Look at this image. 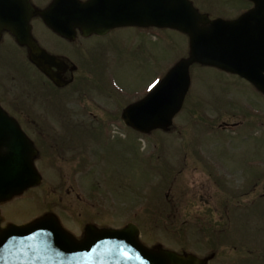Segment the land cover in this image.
Masks as SVG:
<instances>
[{
	"label": "flooded vegetation",
	"instance_id": "flooded-vegetation-1",
	"mask_svg": "<svg viewBox=\"0 0 264 264\" xmlns=\"http://www.w3.org/2000/svg\"><path fill=\"white\" fill-rule=\"evenodd\" d=\"M90 1L95 6L93 15L94 24H97L101 15L99 10L109 0H0V104L9 116L18 120L24 132L34 141L38 149L36 162L46 167L48 177H76V171L87 173L86 168L76 169V161H92L96 155L95 147L103 143L102 129H97L101 126L95 125L97 113L118 117L129 105L127 89L123 96L112 89L102 93V90H106V84L102 81L104 77L95 74H101L104 68L111 71L112 65L118 61L135 67L143 66L146 49H149L156 63V44L152 43L148 32L152 30L154 35L158 29L115 28L104 35H84L76 28L77 3ZM53 5L58 12L48 13L45 18L67 22L60 23L61 28L56 30L48 27L42 17L35 15L30 18V34L32 42L35 41L43 53L56 57L57 61L53 64L49 60L44 63L56 75V82L38 71L30 61L29 48L20 45L14 34L5 29L8 20L16 21L19 18L22 23L29 20L31 7L37 11H48ZM253 7L245 0H234L224 4L223 11H228L222 12L219 17L225 21H235ZM251 26L256 32L257 26H264V22H252ZM127 30L133 34L125 37L122 32ZM249 40V45L255 48L263 46L264 39L256 35ZM222 41L232 42L230 38H222ZM257 41L262 43L257 44ZM219 72L225 79L249 84L237 75ZM96 89L100 92L97 93ZM121 128L126 129L125 126ZM205 154L202 165L215 171L222 157L212 156L214 152L209 150ZM211 209L205 210V213L218 214L216 208Z\"/></svg>",
	"mask_w": 264,
	"mask_h": 264
},
{
	"label": "rangeland",
	"instance_id": "rangeland-1",
	"mask_svg": "<svg viewBox=\"0 0 264 264\" xmlns=\"http://www.w3.org/2000/svg\"><path fill=\"white\" fill-rule=\"evenodd\" d=\"M198 1L200 2V6H202L203 9L207 8V3H204L203 0ZM229 1L231 0H212L211 2H217L218 6H220L225 2V4H227ZM227 11L228 10H224L223 13H226ZM160 33L161 41L160 52L156 64L157 68L152 69V65L148 66L147 63H145L148 60V56L147 54H145L144 67L139 66L138 68H133L129 66V72L128 67H126L127 71L125 73V76L119 75L122 80L117 76L119 82L123 86H128L129 90L130 88L133 90H143L149 83H152L153 80L156 79V77L160 78L165 76L167 70L170 69L177 61L183 58V55L187 50V40L178 33H172L170 31ZM131 34H133L131 30L122 32V35H124L125 37H128ZM167 36H169L170 38H166ZM192 74L193 95H191V97L189 98V103H187L186 108L176 117L174 121L175 128L167 132V134H165L164 136L160 137L159 135L157 137L156 133H152L150 134V136H147L145 138L147 140H144L145 143L150 145L152 141L161 142V146L163 147L162 152L165 151V153L161 155V162H163L165 165L170 162V159H174L175 157L177 163L176 166L178 167L179 164H182L188 148L193 147L191 145H188L190 143H216V139L210 138L208 136L209 134L207 129L203 128L204 123L202 121H200V124L198 123L202 118L201 115H203V113L201 112V107L199 106L202 105L199 104L201 101L200 98L204 99L207 102L213 103V108H217L215 110L213 108L210 109V113H208L207 117L211 124H215V122L211 120H216L217 125L221 124L222 121L236 122L241 119L234 117V115H231V111H228L232 109L230 104L229 106L231 108H222L224 105H226L230 96L237 95L238 97L244 99V102L246 104H261L264 106V100L245 84L232 81L230 86L224 87L222 81H224L225 78L221 77L219 73L213 69L197 67L193 68ZM194 94L199 98L196 99V96ZM129 97L137 98L138 96L129 95ZM194 106L196 114L193 113ZM216 110H218L219 113L216 112ZM224 113H226L227 115H225ZM190 118L196 120L194 121V124ZM190 124L196 126L195 128L199 126L200 127L199 129H194L192 125L190 126ZM257 125L259 124L257 123ZM252 132L255 135V131L253 130ZM261 133H264V127H262L260 131L257 132V134ZM227 136L234 138V134H227ZM145 143H143V148H145ZM249 144L250 142L246 143L245 147L249 146ZM263 151L264 150H256V152H254L253 155L255 156V158L252 164L250 162L242 160V156L237 154V162L233 165L239 175H243L242 173H244L245 176H247L246 178L250 179V173L252 174L251 171L259 170L256 164L264 161V158L260 157V154L263 153ZM152 153L153 149L150 151L148 156H151ZM172 153L174 155H172ZM131 155L132 153L129 154V156ZM234 155H232L231 157L233 158ZM246 156L250 155L247 154ZM152 161V159L147 160L145 157L141 158V155L138 153L134 155V158L128 159L127 162L124 163V166L117 162H114L113 158L111 159L110 157H108V162L105 167L98 168L96 170L95 166L94 170L89 174L91 178H89L88 180L89 186L93 185L94 187L85 188V184L83 185L86 191L85 193L86 195H89V198L92 197V195L95 193L99 196V201H101L103 206L102 211L107 212V216L104 214H98V216H96V219L101 224H103V222L108 223L110 221L109 227L112 228L122 227L125 222V215H123L125 211L122 207L123 205L120 195L125 191H130V193L128 194V205H125V208H128V218L126 220V223H142L143 232H145L143 241H153L151 244L154 245L158 244L159 242L164 245H170L174 243V247L172 248L177 252L181 250V245L183 246V251L195 252L196 250L193 244H180L179 240L174 242V238L184 236V232H186V234L183 238L188 239L187 225L182 224L180 227L175 226L180 224V222L178 224V222H175L172 219L175 215V210L172 213L171 211L170 213L168 211H164L165 208L161 207L163 206V202H161L162 204L159 205L160 207H157L158 211H149L146 209L142 214H138L136 216L131 214L133 209L131 199L129 198L130 195L136 194V191H140L141 193L145 194H149V191L151 194L156 193L157 186L159 184L157 183L158 175L156 174V171H163V173L169 171L168 168L163 167L156 169L155 165H152ZM176 172L171 177H174ZM199 172L200 174L198 175L196 180H193L196 181V185L194 186L193 184L194 188L191 185L190 191H198L197 188H202L205 189V194L197 197L191 196L192 198H194L190 199V202L192 204L196 206H202V209L203 205H218L221 207H225V209L227 207H231L236 210L244 209L249 205L248 201L252 199L253 194H247L245 196L240 195L242 193L241 190L244 184V181H242L240 178H237L236 182H230L231 191L235 189L234 195L233 193H229L227 189H223L224 191L221 190L219 193H214L213 191L215 188L213 186V178H211L209 174L203 170H199ZM223 176L226 177V174L223 173ZM259 177L260 176L257 175L256 177H251V180H249L247 184L249 185V187L245 185L243 186V188L246 191L251 189V185L253 186L255 183L257 184V180L259 179ZM161 180L163 181L161 184V189L165 193V190L169 188V185L167 184L168 179L163 178ZM173 180L174 178H171L169 181L173 182ZM58 182L59 180L57 178H53L50 180V183L52 184ZM78 183L82 182L78 181ZM188 183L189 180L187 179L185 173H183L176 179V190L190 192ZM109 185H114L115 188L117 187L118 189H120L119 197L112 198L109 195V193L111 194V191H114V189ZM220 185L226 186V183H224V181L222 180L220 181ZM42 188L43 187H40L39 189H34L21 196H18L13 201V203L17 200L24 199H31L32 201H26L21 203L20 205H16L10 209H7V216L9 218H12L11 220H13V218H16L15 220L22 221L21 219L27 217H30L28 220H31L33 218L37 219V215L39 213L43 214L48 210H54L56 212H60L61 214L63 213L64 216H73L74 219H76V224L78 225L85 219L87 213L82 212L81 214L80 212L84 208V205L76 200V196L73 192H69L67 195H62L60 197V200L58 194L55 191L51 190V193H47V190H45L44 192ZM107 196L110 197V199H113V202L110 205L109 201L107 200ZM42 199L48 200L47 206H43L44 203L43 205L41 204ZM185 199H187V196L185 197ZM35 205H37V210H35ZM143 206L144 204L141 207ZM167 207H169V204H167ZM135 209L136 211H138L137 206H135ZM180 215L183 216L182 220H185L186 211L180 212ZM180 215L178 219L181 218ZM71 219L73 220V218ZM90 219L92 220H85L81 224L82 228L79 231H75V226H73L67 220L66 222H68L72 229L68 227L64 221L63 225L65 228L67 227L75 236H78L82 234V231H84L87 223L98 225L97 220H94L93 217H90ZM191 222L195 225L202 224L199 221ZM223 222L224 229L221 227L218 244L213 242V232L212 230L208 229V226L205 225L204 227H196V230H200L202 236H205L204 233H206V239H210V243L206 245V241L201 237L202 242L205 241L204 250L211 247V249L219 252L220 261L218 259L214 264H218L219 262L220 264H264V257L257 258L255 256H260L261 254H259V252H264L262 251L263 247H260V245H264V241L262 240V238L264 239V195H259L258 197H256L255 200L251 203L247 215L245 217L243 216V218L240 217V219H238L239 223H236L237 228L235 233L232 234L230 232L231 230H233V224L227 223L229 221L227 220L226 216L224 217ZM78 227L79 226L76 225V228ZM152 232H155L154 235H151ZM234 240H236V242H234ZM243 244L249 248H243ZM233 247H235V250ZM255 258L257 259L255 260ZM253 260H255V262Z\"/></svg>",
	"mask_w": 264,
	"mask_h": 264
},
{
	"label": "water",
	"instance_id": "water-1",
	"mask_svg": "<svg viewBox=\"0 0 264 264\" xmlns=\"http://www.w3.org/2000/svg\"><path fill=\"white\" fill-rule=\"evenodd\" d=\"M117 2L121 3V0ZM118 8L120 15L116 21L120 23H154L173 27L188 33L192 41L191 58L179 63L144 101L127 111L124 116L126 122L138 129L149 131L170 124L188 90V70L194 62L219 65L250 79L258 77L257 67L236 63L230 52L220 51L219 24L214 23L208 31L200 29L199 23H206L207 17L199 15L188 0H124ZM256 13L264 14V3L259 5ZM88 21L86 18V23ZM256 81L264 90V81ZM2 121L0 115V125ZM16 130L11 138L4 139L8 130L1 136L0 201L21 194L39 182L33 169L35 151L19 129ZM134 240L133 231L107 232L89 228L87 238L77 242L54 219H44L27 227L11 226L0 234V264H139L135 261L129 263L116 253L118 243L130 248L149 264H195V261H181L167 252L145 254ZM126 256L130 257L127 253Z\"/></svg>",
	"mask_w": 264,
	"mask_h": 264
}]
</instances>
